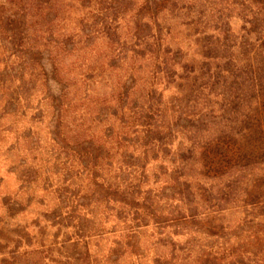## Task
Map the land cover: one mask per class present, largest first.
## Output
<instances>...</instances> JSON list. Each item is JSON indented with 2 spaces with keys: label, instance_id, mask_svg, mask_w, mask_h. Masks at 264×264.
I'll return each instance as SVG.
<instances>
[{
  "label": "trees",
  "instance_id": "obj_1",
  "mask_svg": "<svg viewBox=\"0 0 264 264\" xmlns=\"http://www.w3.org/2000/svg\"><path fill=\"white\" fill-rule=\"evenodd\" d=\"M110 1L117 3L111 16L97 22L105 33L114 34L126 15L133 24L129 46L124 38L109 53V68L128 63L109 94L91 97L89 84L99 74L93 67L76 83L50 65V78L60 83L52 98L56 121L62 112L77 108L83 116L95 108L93 125L72 119L74 129L52 131L61 171L42 170L43 182L58 177L44 189L56 195L51 227L73 230L65 242L80 264L93 259L91 239L109 241V256L124 249L139 258L143 232L172 244L171 261L176 251L181 264H243L231 242L237 235L223 233L224 215L237 211L239 199L243 220L251 214L258 227L245 255L264 264V0H140L135 9L134 0ZM91 34L65 54L85 61ZM63 80L76 86L69 90ZM22 174L29 183L39 175L33 168ZM247 175L253 185L238 195ZM183 232L201 239L196 252L187 242L175 247Z\"/></svg>",
  "mask_w": 264,
  "mask_h": 264
},
{
  "label": "rangeland",
  "instance_id": "obj_2",
  "mask_svg": "<svg viewBox=\"0 0 264 264\" xmlns=\"http://www.w3.org/2000/svg\"><path fill=\"white\" fill-rule=\"evenodd\" d=\"M139 1L134 0L131 9H135ZM116 5L110 0H0V264H80L75 259L76 254L70 255L71 245L65 242L73 230L59 231L56 226L51 227V220H58L49 211L56 203V195L45 193L47 190L44 189L45 184H56L58 177L50 174L61 171V165L54 160L55 147H50L52 138L55 139L52 131L59 127L60 134L67 131V127L74 129L72 119L77 122L83 118L86 125H93L90 112L95 108H87L83 116L77 108L62 112L63 121H56L52 98L57 97L60 83L50 78V65L55 63L62 74L72 77L73 82L78 79L79 83L81 74L93 67V74H99L93 77L94 83L89 84L91 97L93 94H109L110 87L123 77L128 66L120 61L109 68V53L114 49L117 53L124 38L129 46L128 26L133 24L126 15L114 34L108 36L105 33L97 22L103 13L111 16ZM102 7L106 11L97 13ZM230 24L238 32V20L232 17ZM171 29L173 31L174 27ZM89 31L94 37L89 45L91 49L83 55L85 61L66 55V49L84 45L85 33ZM184 34L179 33L178 38L183 40ZM61 83L68 85L69 90L76 86L70 81ZM25 168L37 169L39 175L35 181L29 183L24 178L22 171ZM42 170L51 171L46 182H43ZM250 179L251 175H247L239 180L242 184L238 185V195L245 187H252L254 178ZM241 210L244 209L238 199L237 211L228 209L224 215L223 233L237 235L231 242L235 241L233 245L238 246V263L243 259V264H254L245 251L254 249L256 239L252 233L258 227L255 221H250L251 214L243 220L246 213L242 216ZM62 212L64 208L56 211ZM237 218L238 228L234 229L232 226ZM226 225L230 226L229 229ZM149 234L143 232L139 235L142 256L135 259L124 249L121 257L109 256V241L91 239L89 250L93 259L89 264H154L155 255L161 257L155 264H181L179 252H174L175 260L169 259L172 244L157 243ZM190 236V232L180 234L179 238L174 236L175 247L187 242L196 252L201 239Z\"/></svg>",
  "mask_w": 264,
  "mask_h": 264
}]
</instances>
